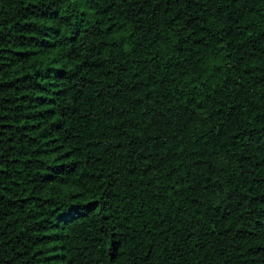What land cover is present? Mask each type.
<instances>
[{
	"label": "trees",
	"instance_id": "1",
	"mask_svg": "<svg viewBox=\"0 0 264 264\" xmlns=\"http://www.w3.org/2000/svg\"><path fill=\"white\" fill-rule=\"evenodd\" d=\"M0 264H264V0H0Z\"/></svg>",
	"mask_w": 264,
	"mask_h": 264
}]
</instances>
